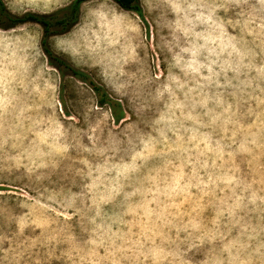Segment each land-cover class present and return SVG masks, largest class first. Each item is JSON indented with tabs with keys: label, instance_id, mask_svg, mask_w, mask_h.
<instances>
[{
	"label": "rangeland",
	"instance_id": "374dc122",
	"mask_svg": "<svg viewBox=\"0 0 264 264\" xmlns=\"http://www.w3.org/2000/svg\"><path fill=\"white\" fill-rule=\"evenodd\" d=\"M137 5L45 39L84 80L0 26V264H264V0Z\"/></svg>",
	"mask_w": 264,
	"mask_h": 264
},
{
	"label": "trees",
	"instance_id": "16d2710c",
	"mask_svg": "<svg viewBox=\"0 0 264 264\" xmlns=\"http://www.w3.org/2000/svg\"><path fill=\"white\" fill-rule=\"evenodd\" d=\"M88 0H72L68 5L65 7L58 9L52 13L49 14H43V15H36V14H30L25 13L20 16H11L9 15L5 9L3 8L1 2H0V26L4 22L12 23V24H22L25 22H33L41 27L42 31V38L40 40V43L42 45V50L47 56L48 63L54 67H57L59 72L62 73L63 70H68L70 74L80 80H84L85 76L77 71L76 69H73L66 65L59 57L53 55L46 47L45 39L51 35H55L57 33V29L63 31L66 28H68L71 24H73L76 19L79 12V7L82 3L86 2ZM119 7L125 10H129L134 12L137 15H140V11L137 5V0H113ZM92 90L94 92H97L98 95H100V99L98 101L99 106L104 104L105 102H109L105 95L100 93V90L98 87L92 85ZM117 104H115L116 106ZM112 108V119L114 121H119L120 117L116 114L115 108L113 105Z\"/></svg>",
	"mask_w": 264,
	"mask_h": 264
}]
</instances>
